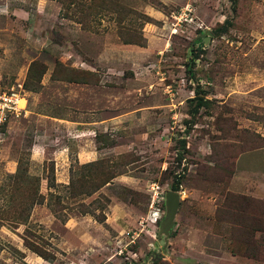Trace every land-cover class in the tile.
<instances>
[{
    "label": "rangeland",
    "instance_id": "374dc122",
    "mask_svg": "<svg viewBox=\"0 0 264 264\" xmlns=\"http://www.w3.org/2000/svg\"><path fill=\"white\" fill-rule=\"evenodd\" d=\"M106 1L0 0V264H264V0Z\"/></svg>",
    "mask_w": 264,
    "mask_h": 264
},
{
    "label": "trees",
    "instance_id": "16d2710c",
    "mask_svg": "<svg viewBox=\"0 0 264 264\" xmlns=\"http://www.w3.org/2000/svg\"><path fill=\"white\" fill-rule=\"evenodd\" d=\"M62 4L65 6H62V10L65 12L67 10V8H71V9H75L77 10V13L80 15H77V21L80 22L81 25H85L88 23V19L90 17H95L96 13L98 12L99 8L104 7H109L110 3L109 1L106 0H61ZM122 11H126L128 8L126 5L124 4H120L119 5ZM118 9V8H117ZM129 9V8H128ZM67 13V12H65ZM142 17L146 20L150 19V17L145 16L144 14L142 15ZM202 98V97H200ZM184 145V144H183ZM177 156H179V154H177ZM12 176H15V174H13ZM173 183H172V189H174L175 191L179 190V185H180V180H178V178L174 177L173 178ZM34 194H32L33 196V201L31 203V206L39 203L40 200L44 197L40 192L38 193V191H34ZM18 213H20V211H18ZM26 216H21L20 219H25Z\"/></svg>",
    "mask_w": 264,
    "mask_h": 264
},
{
    "label": "built area",
    "instance_id": "2783aa9c",
    "mask_svg": "<svg viewBox=\"0 0 264 264\" xmlns=\"http://www.w3.org/2000/svg\"><path fill=\"white\" fill-rule=\"evenodd\" d=\"M174 18L178 21L174 22L173 28L179 24V21L184 18L181 13L174 15ZM174 29H170L173 32ZM23 95L20 91L11 89H0V124L3 123L7 118L11 116H19L25 111Z\"/></svg>",
    "mask_w": 264,
    "mask_h": 264
},
{
    "label": "water",
    "instance_id": "95a60500",
    "mask_svg": "<svg viewBox=\"0 0 264 264\" xmlns=\"http://www.w3.org/2000/svg\"><path fill=\"white\" fill-rule=\"evenodd\" d=\"M166 214L163 222V232L168 236L169 228L174 224L176 210L179 206V194L175 190H169L166 193Z\"/></svg>",
    "mask_w": 264,
    "mask_h": 264
}]
</instances>
